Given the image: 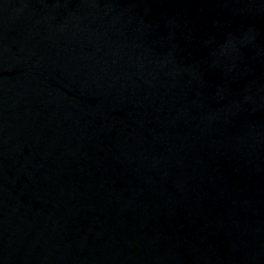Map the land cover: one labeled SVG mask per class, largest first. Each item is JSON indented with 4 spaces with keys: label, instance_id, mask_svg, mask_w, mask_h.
<instances>
[{
    "label": "water",
    "instance_id": "95a60500",
    "mask_svg": "<svg viewBox=\"0 0 264 264\" xmlns=\"http://www.w3.org/2000/svg\"><path fill=\"white\" fill-rule=\"evenodd\" d=\"M0 264H264V0H0Z\"/></svg>",
    "mask_w": 264,
    "mask_h": 264
}]
</instances>
